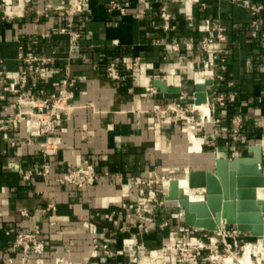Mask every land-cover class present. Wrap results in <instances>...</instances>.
<instances>
[{"label": "crops", "instance_id": "0c3cea01", "mask_svg": "<svg viewBox=\"0 0 264 264\" xmlns=\"http://www.w3.org/2000/svg\"><path fill=\"white\" fill-rule=\"evenodd\" d=\"M108 2L90 0V11L79 16L82 39L75 52L69 49L57 0H14L8 9L15 19L0 23V70L7 78L19 80L23 74L20 47L25 46L53 58L42 82L43 97L59 95L65 79L72 82L68 87L73 92L69 100L73 110L56 120L52 144H47L46 136L28 142L26 120L0 130V264H20L13 246L16 234L33 227L42 230L48 245L42 264H55L58 257L70 264L90 260L136 264L147 260L150 250L161 249L170 234L182 233L186 224L178 202L159 204L155 199L165 198L169 181L163 190L160 183L135 180L158 176L162 150L172 160L185 162V176L189 166L215 167L199 166L203 156L190 150L192 126H186V134L184 120L161 112L173 101L192 97L197 83L212 79L206 63L209 55L200 44L215 19L228 28L224 46L231 50L225 78L215 83L225 93L234 92L236 100L220 110L223 136L216 138L218 147L210 151L215 163L218 157L250 156L255 145L262 147L264 156V39L253 36L250 9L233 0H130L128 14L122 16L108 12ZM252 2L264 4V0ZM163 4L173 16L171 29L162 26ZM47 5L46 14L38 13ZM260 20L263 32L264 10ZM112 63L119 69L118 79L108 73ZM159 79L181 87L182 97H166L155 84ZM27 89L39 91L31 78ZM0 93L5 94L0 118L13 116L17 95ZM198 105L203 112L208 108ZM236 114L243 118L240 141L228 132ZM13 139L18 140L16 146L11 145ZM85 159L92 160L99 172L95 185L80 189L55 181ZM46 168L51 179L44 175ZM191 196L202 198L203 191L195 189ZM113 210L117 213L107 217ZM163 220L170 224L164 230L159 226ZM95 238L108 243L115 254L96 250ZM167 259L173 264L169 253ZM147 262L158 264L151 258Z\"/></svg>", "mask_w": 264, "mask_h": 264}, {"label": "built area", "instance_id": "2783aa9c", "mask_svg": "<svg viewBox=\"0 0 264 264\" xmlns=\"http://www.w3.org/2000/svg\"><path fill=\"white\" fill-rule=\"evenodd\" d=\"M13 1L0 0V23L15 19V16L8 9ZM57 2L58 14L65 19L64 31L69 36V49L71 52H75L79 48L82 39V32L77 27L79 16L90 11V0H57ZM233 2L250 9L253 15V36L264 39V31L261 30L260 20L264 4L254 3L252 0H233ZM130 5V0H109L108 12H117L125 16L128 14ZM49 6L47 5L44 9L38 10V13L46 14ZM160 10L163 20L162 26L165 29L173 28V16L167 5L163 4ZM138 16H141V13ZM227 31L228 28L219 19L210 21L207 26V33L200 44L201 49L209 55L206 63L210 68L209 78L213 80V84L210 86L213 95L210 96L209 94L208 98V114H205L198 104L187 103V99L173 101L167 108L161 109L162 114L170 112L175 115L176 120H184V127L185 125L192 126L194 133L204 139V144L212 145L215 148L218 147L216 138L223 136L221 129L223 119L220 110L227 108L229 102L236 100L234 92L225 93L215 83L216 79L223 80L225 78L229 68L228 56L231 50L224 46L228 40ZM20 59L24 62L25 68L19 80L7 78L4 72L0 70V90L17 95L16 105L18 109L13 116L0 118V130H7L10 122H23L26 120L28 124L26 139L28 142H32L36 136H46L47 144H52L55 138L53 133L56 130V120L63 114L68 116V112L73 110V105L69 102L73 97V92L68 87L72 82L69 83L67 79L63 80L62 91L59 95L52 94L43 97L45 90L42 82L51 70L50 64L53 58L42 56L33 49L21 46ZM138 63L137 58L134 64L138 65ZM108 73L114 79L120 78V72L115 63L110 64ZM30 78L38 85V93L27 89ZM3 98H5V94L0 93V99ZM243 126L242 115H234L228 129L233 140H241ZM209 137L212 140H209ZM17 143V139L11 141L12 146H16ZM48 150H46V153H49ZM261 166L264 169V162ZM49 173L50 169L46 168L44 175L47 179H51ZM29 175L28 172L25 176L28 177ZM165 179V176L162 180H139L136 178L135 182L160 183L161 186L163 184V190H166ZM99 180V172L95 163L90 159H85L81 164L70 167L55 179L59 184L71 185L80 189L93 186ZM203 198H205L204 191ZM155 199L159 204L166 202L164 198ZM123 206L126 207V204ZM51 207L54 208V205H51ZM140 210L141 207L137 206L136 211L140 212ZM116 213L117 210H113L107 213L106 216L111 218ZM22 214L29 216V212L26 210H23ZM169 225L168 220H163L159 224L163 230ZM258 239L248 235L247 231L241 230L236 225H224V227L215 231L186 225L180 235L170 234L161 249L150 250L149 258L158 260V264H171L170 260L167 259L169 253L173 258V264H240L239 257L245 254L247 245L257 242ZM13 246L19 252L20 264H42L41 260L48 252L47 242L42 236V230L38 227L18 231ZM93 246L96 250L103 251L104 254H115L108 243H100L96 238L93 240ZM116 253H119V251ZM258 254L253 253V259ZM230 257L231 260H229ZM148 259L138 261L136 264H148ZM256 260V264H264V259L257 257ZM55 264H70V262L63 257H58ZM85 264H100V261L90 260Z\"/></svg>", "mask_w": 264, "mask_h": 264}, {"label": "water", "instance_id": "95a60500", "mask_svg": "<svg viewBox=\"0 0 264 264\" xmlns=\"http://www.w3.org/2000/svg\"><path fill=\"white\" fill-rule=\"evenodd\" d=\"M155 84L168 98L182 97L179 86H168L160 79ZM212 84V79L197 83L194 95L186 102H208V88ZM251 151L250 156L218 157L213 170H191L189 187L204 191L203 199H191L180 187L178 179L170 181L165 199L179 201L186 225L210 231L218 230L222 224L236 225L253 237L264 236V197L259 195V189L264 187L261 167L264 156L259 145L251 146Z\"/></svg>", "mask_w": 264, "mask_h": 264}, {"label": "bare ground", "instance_id": "6f19581e", "mask_svg": "<svg viewBox=\"0 0 264 264\" xmlns=\"http://www.w3.org/2000/svg\"><path fill=\"white\" fill-rule=\"evenodd\" d=\"M205 104H207V106H208V102H206ZM207 110H208V108L205 106L204 107V111L206 112V113L204 112L205 114H208ZM186 126H188V125H185V130L187 132ZM190 137H191V140H192L191 146H190V150L192 152H194V153H197V154L203 156L202 157L203 158V160H202L203 163L199 164V166H203V165L206 166L207 165L209 167H214V164H215V154H214V152L213 151H207V152L204 151L203 143H202L204 140L201 141L200 137L197 136L194 133L193 128H191V130H190ZM190 167L191 166H189L188 169L191 171ZM190 171H189V173H190ZM189 173H188L187 176H184V177H181V178H176V179L179 180L180 187L183 189L184 193L187 194L191 198V194H190L191 192L190 191L191 190H195V189H192V188L189 187ZM171 178H169V180L167 178L165 179V181L166 180L169 181V185H170V181L172 179H174V178H172V179ZM167 192H166V194H167ZM259 195L261 197H264V187L259 189ZM191 199H193V198H191ZM199 199H203V197L199 198ZM193 200H197V199H193ZM166 201H175V202H178V204H179V201H177V200H166ZM181 212H182V215H183V209L182 208H181ZM222 227H224V224L221 225V228ZM257 238H259L257 240V242H252L251 244L247 245L245 254L239 257L240 264H256L254 262L252 254L253 253H257V249H259V253H261V258L260 259H264V252L262 250L264 248V245H263L264 244L263 243L264 242V236H257ZM229 260H231V257H230Z\"/></svg>", "mask_w": 264, "mask_h": 264}, {"label": "rangeland", "instance_id": "374dc122", "mask_svg": "<svg viewBox=\"0 0 264 264\" xmlns=\"http://www.w3.org/2000/svg\"><path fill=\"white\" fill-rule=\"evenodd\" d=\"M186 134H188V132H186ZM170 143L171 142H169L168 145H170ZM203 149H204V151L207 152V151H210V150H213V149H216V148L214 146H212V145L204 144ZM183 163H185V162L184 161L178 162V161L172 160L162 150L161 162L159 164V172L160 173L154 179H156V180H162L163 176H165L169 180V178L174 177V176H177V177L185 176L186 173H187V170H186L187 166L183 165ZM198 168L193 167L192 169H198ZM168 180L165 181V184H167ZM162 186H163V184H162ZM191 191H193V190H191ZM164 195H166V193ZM192 196H191V198H192ZM262 250L264 252V248ZM257 253H259V249H257ZM257 257L258 258H261V254L259 253L257 255ZM256 258L254 259L255 260V263H257Z\"/></svg>", "mask_w": 264, "mask_h": 264}]
</instances>
